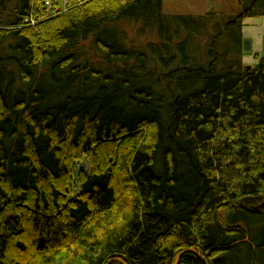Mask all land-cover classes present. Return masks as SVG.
<instances>
[{
  "label": "trees",
  "instance_id": "1",
  "mask_svg": "<svg viewBox=\"0 0 264 264\" xmlns=\"http://www.w3.org/2000/svg\"><path fill=\"white\" fill-rule=\"evenodd\" d=\"M226 1L0 0V264H264V0Z\"/></svg>",
  "mask_w": 264,
  "mask_h": 264
},
{
  "label": "rangeland",
  "instance_id": "2",
  "mask_svg": "<svg viewBox=\"0 0 264 264\" xmlns=\"http://www.w3.org/2000/svg\"><path fill=\"white\" fill-rule=\"evenodd\" d=\"M230 5L226 0H164V11L172 15H204L212 10L225 12L230 9ZM244 24L242 32L244 37V62L246 65H254L257 62L255 55L264 54V15L247 19ZM80 170H85L87 173L91 171L87 162L79 163L75 173Z\"/></svg>",
  "mask_w": 264,
  "mask_h": 264
},
{
  "label": "water",
  "instance_id": "3",
  "mask_svg": "<svg viewBox=\"0 0 264 264\" xmlns=\"http://www.w3.org/2000/svg\"><path fill=\"white\" fill-rule=\"evenodd\" d=\"M249 68H251V67H249ZM237 244H238V243H236L235 245H233V246H231V247H227V248H225V249L232 248V247L236 246ZM186 253H194V254H195V253H197V252H196L195 249L181 251V252L177 255L174 264H180V259H181L182 255H184V254H186ZM200 260H201L202 262H204L205 264H208V263H206L205 258H204L203 256H200Z\"/></svg>",
  "mask_w": 264,
  "mask_h": 264
},
{
  "label": "built area",
  "instance_id": "4",
  "mask_svg": "<svg viewBox=\"0 0 264 264\" xmlns=\"http://www.w3.org/2000/svg\"><path fill=\"white\" fill-rule=\"evenodd\" d=\"M56 1H58V0H54V1H52V0H47L46 1V5L48 6V7H52V2H55V3H57ZM57 10V9H56Z\"/></svg>",
  "mask_w": 264,
  "mask_h": 264
}]
</instances>
